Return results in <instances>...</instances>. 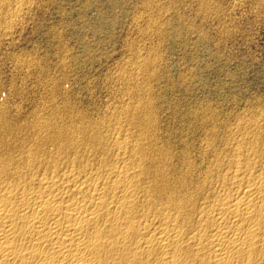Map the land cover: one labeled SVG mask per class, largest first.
I'll list each match as a JSON object with an SVG mask.
<instances>
[{
	"label": "bare ground",
	"instance_id": "6f19581e",
	"mask_svg": "<svg viewBox=\"0 0 264 264\" xmlns=\"http://www.w3.org/2000/svg\"><path fill=\"white\" fill-rule=\"evenodd\" d=\"M145 86L31 126L0 105V264H264V100L190 111L201 143L174 146Z\"/></svg>",
	"mask_w": 264,
	"mask_h": 264
},
{
	"label": "rangeland",
	"instance_id": "374dc122",
	"mask_svg": "<svg viewBox=\"0 0 264 264\" xmlns=\"http://www.w3.org/2000/svg\"><path fill=\"white\" fill-rule=\"evenodd\" d=\"M0 18V105L23 125L66 98L99 117L147 85L172 144H200L190 111L234 126L264 100V0H0Z\"/></svg>",
	"mask_w": 264,
	"mask_h": 264
}]
</instances>
